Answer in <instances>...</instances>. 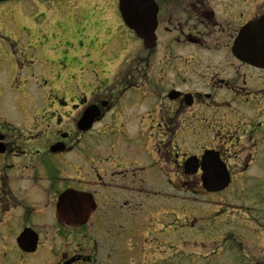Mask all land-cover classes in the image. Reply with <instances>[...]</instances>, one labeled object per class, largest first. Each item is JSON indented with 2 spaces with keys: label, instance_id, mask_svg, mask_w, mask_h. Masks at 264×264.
<instances>
[{
  "label": "flooded vegetation",
  "instance_id": "obj_1",
  "mask_svg": "<svg viewBox=\"0 0 264 264\" xmlns=\"http://www.w3.org/2000/svg\"><path fill=\"white\" fill-rule=\"evenodd\" d=\"M156 1L158 40L145 50L146 66L82 72L83 81L70 73L76 88L51 91L22 125L0 120V233L32 230L40 261L124 264L121 251L131 240L133 264H153L139 249L149 239L162 244L155 237L164 233L157 228L165 227L162 212L178 211L187 224V212L196 211L186 193L205 192L204 153L218 155L233 182L234 167L250 165L243 155L264 152V83L253 77L264 70L232 50L241 28L264 18V0ZM23 4L0 0V6ZM114 16L120 19L116 7ZM0 39L17 65L12 37L0 29ZM91 111V124H83ZM73 190L84 193L83 227L59 211V199ZM93 233L102 235V246Z\"/></svg>",
  "mask_w": 264,
  "mask_h": 264
},
{
  "label": "rangeland",
  "instance_id": "obj_2",
  "mask_svg": "<svg viewBox=\"0 0 264 264\" xmlns=\"http://www.w3.org/2000/svg\"><path fill=\"white\" fill-rule=\"evenodd\" d=\"M51 3L49 6L42 3L35 18L31 16L37 3H34L36 6L31 2L23 6H0V29L5 35H11L13 40L21 41L17 43L18 49L20 53L25 52V58L20 60L26 66L18 80L14 79L15 71L22 65L16 66L11 56L0 54V115L17 126L26 122L27 117L32 118L43 96L46 98L50 93L43 94L42 89L52 90V80L59 79L58 70L64 71L65 78L57 82L58 92H70L71 88H76L68 83L65 66H80V73H89L95 70L94 67L146 66L147 55L142 44L123 23L119 25L114 16L117 0H55ZM106 26H110L109 29ZM165 39L161 37V45L155 54L157 60ZM7 43L0 39V48L3 49L2 44ZM71 43L81 51L74 53L73 49L70 50ZM80 46H88L89 49L84 51ZM211 61L217 63L219 59L212 57ZM29 64L32 66L28 67ZM189 70L195 71L193 67ZM190 76L194 81L195 76ZM253 77L256 84L264 83V73L254 71ZM21 80L25 86L19 90L7 86L10 83L12 88L19 87ZM2 83L6 95L1 89ZM260 146L264 147V144ZM251 153L242 156L245 158L243 163L250 164L248 169L243 170L242 164L234 167L235 181L224 192L208 195L187 191L186 198L197 203L194 202L195 216L187 213L190 217L187 224L178 216V211L160 214V223L165 226H160V229L166 233L155 236L162 244L149 239L145 251L139 249V253H146L145 263L148 255L153 264H264V152ZM74 158H77L76 154ZM168 204V209H171L173 200ZM193 233L200 237L194 238ZM16 236L0 234V264H38L36 256L18 251ZM88 236L97 240L99 247L102 246V235L93 233ZM77 241L84 246L87 239L79 235ZM134 248L130 240L126 250L122 249L124 264L134 263L130 254ZM42 264H52V260L46 259Z\"/></svg>",
  "mask_w": 264,
  "mask_h": 264
},
{
  "label": "water",
  "instance_id": "obj_3",
  "mask_svg": "<svg viewBox=\"0 0 264 264\" xmlns=\"http://www.w3.org/2000/svg\"><path fill=\"white\" fill-rule=\"evenodd\" d=\"M120 11L125 24L135 31L146 48L156 44L155 0H119ZM234 52L244 61L264 68V18L244 27L234 45ZM203 187L208 192H220L230 184V175L224 164L209 154L203 158ZM20 248L26 252L36 250V237L27 231L17 239Z\"/></svg>",
  "mask_w": 264,
  "mask_h": 264
}]
</instances>
